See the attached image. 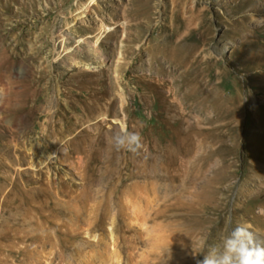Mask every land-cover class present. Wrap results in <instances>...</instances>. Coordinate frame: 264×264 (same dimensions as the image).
I'll return each mask as SVG.
<instances>
[{
    "label": "rangeland",
    "instance_id": "rangeland-1",
    "mask_svg": "<svg viewBox=\"0 0 264 264\" xmlns=\"http://www.w3.org/2000/svg\"><path fill=\"white\" fill-rule=\"evenodd\" d=\"M0 131V264L264 240V0H0Z\"/></svg>",
    "mask_w": 264,
    "mask_h": 264
},
{
    "label": "clouds",
    "instance_id": "clouds-1",
    "mask_svg": "<svg viewBox=\"0 0 264 264\" xmlns=\"http://www.w3.org/2000/svg\"><path fill=\"white\" fill-rule=\"evenodd\" d=\"M117 150L139 154L143 148L142 137L138 132L126 128L116 132L112 138ZM203 245L197 250L200 254ZM197 264H264V240L244 224H237L224 239L219 248H214L209 255L203 256Z\"/></svg>",
    "mask_w": 264,
    "mask_h": 264
},
{
    "label": "bare ground",
    "instance_id": "bare-ground-1",
    "mask_svg": "<svg viewBox=\"0 0 264 264\" xmlns=\"http://www.w3.org/2000/svg\"><path fill=\"white\" fill-rule=\"evenodd\" d=\"M1 136L2 133L0 131V140ZM5 196L2 198L4 206L7 203V196ZM200 226H204V224H200ZM220 241V239L213 240L207 235H203L201 238L181 239L176 242L178 252L174 253L173 259H171L168 264H197V261L202 260L203 256L208 255L210 250H212L217 244L221 243ZM201 245H203V250L200 254H197V250ZM45 264H51V261L47 260ZM98 264H137V262L133 252H126L125 255L121 256L115 249H113L110 259H105Z\"/></svg>",
    "mask_w": 264,
    "mask_h": 264
}]
</instances>
